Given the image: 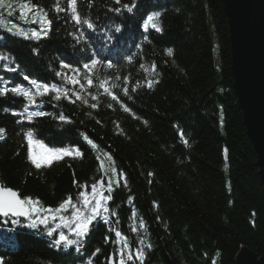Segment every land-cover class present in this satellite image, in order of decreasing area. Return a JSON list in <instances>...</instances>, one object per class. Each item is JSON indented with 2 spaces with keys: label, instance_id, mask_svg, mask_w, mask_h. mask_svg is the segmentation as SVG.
<instances>
[{
  "label": "trees",
  "instance_id": "1",
  "mask_svg": "<svg viewBox=\"0 0 264 264\" xmlns=\"http://www.w3.org/2000/svg\"><path fill=\"white\" fill-rule=\"evenodd\" d=\"M33 2L52 21L48 36L38 41L7 28L17 24L25 30L40 29L39 23L20 20L18 9L12 15L0 10V55L8 57L0 60V80L9 81V88L27 86L23 75H30L79 90L55 73L61 71L62 60L82 68L95 53L105 61L97 70L99 76L129 77L132 99L121 89L114 91L132 111L125 112L101 89L92 87L88 91L98 95L97 108L89 106L97 102L90 96L89 104H83L68 99L57 102L50 93L37 98L29 111L56 115L28 121L12 114L23 112L24 97L11 92L0 97V128L5 129L0 139V182L22 196L38 198L44 206L56 207L69 194L76 200L83 184L89 185L90 192V185L105 170L111 175L108 155L117 169L113 180H120L113 183V198L108 202L116 213L110 217L112 224L94 222L80 252L75 245L56 248L53 240L62 230L49 236L51 225L32 228L24 220L13 224L11 218H0L4 264H87L89 259L92 264H118L117 245L112 243L115 234L109 227L122 232L133 254L137 247L144 248L143 264H239L244 251L263 256L264 183L234 87L230 25L223 0H120L119 4L91 0V5L90 0H78L81 14L97 25L95 30L83 27L87 40L79 44L71 34L80 26L65 12L54 10L55 0ZM153 11L161 13L160 31L143 27ZM129 55L134 57L131 62L126 59ZM108 61L116 67L107 68ZM12 68L16 71L8 70ZM148 81H153L151 87ZM116 83L122 86L123 80ZM61 112L68 122L56 118ZM28 131L49 147L73 152L79 148L82 155L65 156L36 169L27 157ZM101 161L105 169L100 168Z\"/></svg>",
  "mask_w": 264,
  "mask_h": 264
},
{
  "label": "snow or ice",
  "instance_id": "2",
  "mask_svg": "<svg viewBox=\"0 0 264 264\" xmlns=\"http://www.w3.org/2000/svg\"><path fill=\"white\" fill-rule=\"evenodd\" d=\"M63 3L65 6L61 7V0H55L54 10L57 13L65 12L75 25L80 26L75 33L71 34L74 36L77 44L81 43V41H86L87 37L82 30L83 27L86 26L89 30H95L97 25L89 16L81 14L78 7V0H63ZM116 3L119 4L120 0H116ZM123 7L128 11H132V6L125 4ZM3 9L9 10L8 15H12V10L18 9L20 20L27 22L31 19L33 22L41 25L40 29L33 28L31 30H25L17 24H12L11 27L7 28V31L25 39L37 41L48 36L52 21L48 19L47 11L40 5L34 3L33 0H19L18 3H14L13 0H0V10ZM114 11L120 12L121 9L116 8ZM160 16L161 13L159 11L151 12L143 21V27L145 29L151 27L157 31L162 30L157 23ZM115 30L119 32V26H117ZM167 51L168 54L171 55L172 50L168 49ZM7 59L8 57L0 55V60ZM126 59L131 62L134 57L129 55ZM104 64L105 61L99 58L95 53L87 57V61L82 64V68L80 66H74L71 63H64L63 60L61 61V71H57L55 75L61 77L62 81L67 84L73 86L78 85L79 90L65 87L63 83H48L44 82L42 79L33 78L30 75H23V80L28 81L27 86L17 84L9 88L7 86L9 81L0 80V97L5 96L9 92L24 97L27 103L23 106V112L19 113L12 111V114L19 115L22 119L32 121L35 117L56 115L54 113H46L43 110L29 111L30 105H36L38 103L37 98H43L50 93L55 94L53 99L57 102L61 99H68L72 103H75L76 100H80L83 104H89L87 97L90 96L93 101L97 102L91 103L89 106L91 108H97L99 106L98 95L88 91L89 88L97 87L101 89L104 94L111 97L112 101L119 103L125 112H131L132 110L123 103L120 96L114 91L115 89H121L125 97L132 99L128 86L129 77L124 76L121 78L119 74L115 77L108 75H104L103 77L99 76L97 70ZM106 67L112 69L115 68L116 65L108 61ZM140 67L143 68L144 65L141 64ZM65 69L68 71H63ZM152 69H155V64L152 65ZM8 70L16 71L14 68ZM121 79L123 80L122 86L120 83H116V81H121ZM152 83L153 81H148V87H151ZM138 84L139 82H136L131 90L135 91ZM73 96L75 100L72 99ZM39 103H44V100L40 99ZM107 106L112 107L113 105L109 103ZM4 111L8 112L10 109L5 108ZM133 115L135 114L133 113ZM56 118L63 122L69 121V118L65 116L63 112L59 113ZM4 134L5 129L0 128V139L3 138ZM180 135L183 137L182 131ZM24 139L26 140L28 160L36 169H40L42 166H51L54 161H59L65 156L82 155L79 148H76L73 152L69 151L67 148L49 147L44 141L35 139L32 131H28ZM84 139L87 140L89 144H93L87 135L84 136ZM184 143H187V140H184ZM93 147H95L94 144ZM108 160L110 162L111 175L105 170L101 178L90 185V192L88 191L89 185L83 184L80 187L84 190L79 191L76 200H73L72 196L69 194L56 207L44 206L38 198H33L28 195L22 196L19 190H15L12 187H8L3 182H0V217L13 218L11 220L13 224L20 223L19 218L23 217L28 221V226L32 228H36L38 225L48 226L50 221L58 220L59 223H56L55 227H48V235L52 236L59 228L67 229V232L60 231L58 236L54 238L53 245L56 248L63 247L65 249L75 245L76 251L80 252L84 238L89 234L90 226H93L94 222L98 220L102 221L105 225H111L112 221L110 217L116 215L115 211H110L108 202L113 198V183L119 184L120 180L119 178L113 180V177L117 176V169L110 155H108ZM100 168L105 169L103 161L100 162ZM149 175L152 174L149 173ZM119 176L124 178L126 185V176H124L122 171L119 173ZM153 203L155 204V202ZM139 228H145L143 220L140 221ZM132 230L137 231L135 227ZM108 231L114 232L115 234V239L112 243L117 245L114 254L118 256V264H128L129 261H133L134 259L140 261V264H143L145 256L143 247H137L135 254H133L130 242L124 237L120 230L109 227ZM69 233L71 235H69ZM139 244H144L143 237L139 240ZM151 247V244L147 245V248ZM99 251L100 249L95 250L96 253ZM93 255H95V253H93ZM0 264H4L3 258H0ZM87 264H92V260L89 259ZM109 264H111V261Z\"/></svg>",
  "mask_w": 264,
  "mask_h": 264
},
{
  "label": "water",
  "instance_id": "3",
  "mask_svg": "<svg viewBox=\"0 0 264 264\" xmlns=\"http://www.w3.org/2000/svg\"><path fill=\"white\" fill-rule=\"evenodd\" d=\"M230 25L234 87L264 183V0H223ZM23 218V217H21ZM239 264H264L244 251Z\"/></svg>",
  "mask_w": 264,
  "mask_h": 264
},
{
  "label": "rangeland",
  "instance_id": "4",
  "mask_svg": "<svg viewBox=\"0 0 264 264\" xmlns=\"http://www.w3.org/2000/svg\"><path fill=\"white\" fill-rule=\"evenodd\" d=\"M11 219H13V218H11ZM20 220H21V219H20ZM22 220H24L25 222L28 223V221H27L25 218H22ZM56 223H59V221H58V220H57V221H50L49 225H51V227H55ZM57 230H62V231H64L65 229H64V228H59V229H57ZM66 230H67V229H66ZM66 232H67V231H66Z\"/></svg>",
  "mask_w": 264,
  "mask_h": 264
}]
</instances>
